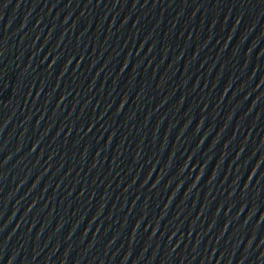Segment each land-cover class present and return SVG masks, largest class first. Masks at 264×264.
<instances>
[{
	"label": "water",
	"instance_id": "water-1",
	"mask_svg": "<svg viewBox=\"0 0 264 264\" xmlns=\"http://www.w3.org/2000/svg\"><path fill=\"white\" fill-rule=\"evenodd\" d=\"M0 264H264V0H0Z\"/></svg>",
	"mask_w": 264,
	"mask_h": 264
}]
</instances>
